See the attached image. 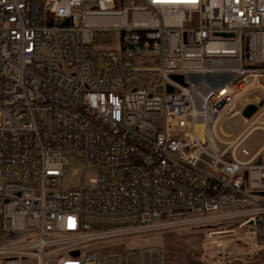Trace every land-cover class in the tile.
<instances>
[{"label": "built area", "instance_id": "obj_1", "mask_svg": "<svg viewBox=\"0 0 264 264\" xmlns=\"http://www.w3.org/2000/svg\"><path fill=\"white\" fill-rule=\"evenodd\" d=\"M118 1L0 0V264H167L164 247L109 240L230 222L245 233L207 236L201 264L252 258L264 142L234 150L264 111L226 150L215 137L264 92V0ZM70 153L96 174L64 189Z\"/></svg>", "mask_w": 264, "mask_h": 264}, {"label": "rangeland", "instance_id": "obj_2", "mask_svg": "<svg viewBox=\"0 0 264 264\" xmlns=\"http://www.w3.org/2000/svg\"><path fill=\"white\" fill-rule=\"evenodd\" d=\"M139 3L138 0H125L116 4L117 8L129 6L130 3ZM254 96L259 98L258 101L252 100ZM246 98H251V101L256 103L257 110L248 118V123L244 122V116L241 114H231L232 111L239 108H244L247 101L242 98L234 108L225 113L217 122L215 143L217 147L223 151L229 145L238 142L244 135L246 130L251 125V120L259 113L264 111V92L258 89L250 90L245 94ZM264 142V130L256 128L249 132L243 139L239 141L235 150L234 157L239 161L249 160L260 149ZM68 163L64 167L62 177V186L64 189L81 187L90 178L96 174V168L86 164L81 157L76 153L67 154ZM264 158L260 157L255 162ZM235 222L227 223L226 225H218L212 228L206 227H178L174 229L162 230L149 234H136L109 240L110 246L107 249H117L120 246L131 245H158L164 247L166 252L167 264H201V243L207 236L214 234L217 231H225L233 229L239 235L245 232L242 228L235 227ZM239 246V247H238ZM238 247L244 250L246 247L231 241L228 243L227 249ZM264 249L257 250L254 256L250 259L245 254H240L238 261H244L246 264H260L258 256ZM235 255L234 252L229 253ZM238 261H232L238 263ZM240 263V262H239ZM238 263V264H239ZM241 264V263H240Z\"/></svg>", "mask_w": 264, "mask_h": 264}, {"label": "water", "instance_id": "obj_3", "mask_svg": "<svg viewBox=\"0 0 264 264\" xmlns=\"http://www.w3.org/2000/svg\"><path fill=\"white\" fill-rule=\"evenodd\" d=\"M172 78L177 79V80H181L182 77L180 75H172ZM171 90H172V87L168 86V91H171ZM256 110H257V106L256 105H254V104H248L244 108V110L242 112V115L245 118L248 119V118H250L255 113ZM72 254L77 255L78 254V251H74V252H72Z\"/></svg>", "mask_w": 264, "mask_h": 264}, {"label": "crops", "instance_id": "obj_4", "mask_svg": "<svg viewBox=\"0 0 264 264\" xmlns=\"http://www.w3.org/2000/svg\"><path fill=\"white\" fill-rule=\"evenodd\" d=\"M237 103H238V102H237ZM237 103H236V104H237ZM236 104H235V105H236ZM248 104H254V105H255L256 103H254V102H252V101L250 100V101H247V104H246V105H248ZM246 105L244 106V108L246 107ZM234 107H235V106H234ZM234 107H233V108H234ZM244 108H243V110H244ZM237 110H240V114L243 112L242 108H239V109H237ZM238 114H239V113H238ZM244 122H245V117H244ZM259 254H260V255L258 256V258H259V260L261 261L260 264H264V250L261 251ZM239 262H240L241 264H246L244 261H238V263H239ZM240 263H239V264H240Z\"/></svg>", "mask_w": 264, "mask_h": 264}]
</instances>
